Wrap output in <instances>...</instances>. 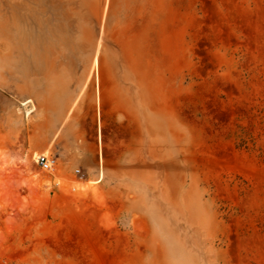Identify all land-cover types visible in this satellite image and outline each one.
<instances>
[{"label":"rangeland","instance_id":"obj_1","mask_svg":"<svg viewBox=\"0 0 264 264\" xmlns=\"http://www.w3.org/2000/svg\"><path fill=\"white\" fill-rule=\"evenodd\" d=\"M0 264H264V0H0Z\"/></svg>","mask_w":264,"mask_h":264},{"label":"built area","instance_id":"obj_2","mask_svg":"<svg viewBox=\"0 0 264 264\" xmlns=\"http://www.w3.org/2000/svg\"><path fill=\"white\" fill-rule=\"evenodd\" d=\"M38 163L44 170H49L52 169L54 163L56 164V160L54 158L42 156L41 158H39ZM76 173L80 174L81 170L78 169Z\"/></svg>","mask_w":264,"mask_h":264},{"label":"bare ground","instance_id":"obj_3","mask_svg":"<svg viewBox=\"0 0 264 264\" xmlns=\"http://www.w3.org/2000/svg\"><path fill=\"white\" fill-rule=\"evenodd\" d=\"M31 107H28V110H30ZM42 156L48 157V153L47 152H43V153H34L33 157L36 161H39V158H41ZM102 167V166H101ZM92 182H97V181H92Z\"/></svg>","mask_w":264,"mask_h":264}]
</instances>
